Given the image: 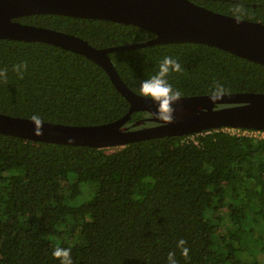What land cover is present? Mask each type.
I'll use <instances>...</instances> for the list:
<instances>
[{
    "label": "trees",
    "instance_id": "trees-1",
    "mask_svg": "<svg viewBox=\"0 0 264 264\" xmlns=\"http://www.w3.org/2000/svg\"><path fill=\"white\" fill-rule=\"evenodd\" d=\"M215 12L264 24V0H191ZM18 21L79 36L105 48L150 40L147 29L110 20L33 14ZM138 94L165 56L184 71L169 82L183 96L264 93V65L201 43L147 45L109 53ZM26 61L21 80L13 66ZM0 113L70 125L122 117L128 101L87 57L38 41L0 39ZM134 111L126 125H152ZM92 192L91 196L87 191ZM185 240L189 257L177 247ZM264 264V135L225 127L125 146L32 142L0 133V264Z\"/></svg>",
    "mask_w": 264,
    "mask_h": 264
},
{
    "label": "water",
    "instance_id": "water-1",
    "mask_svg": "<svg viewBox=\"0 0 264 264\" xmlns=\"http://www.w3.org/2000/svg\"><path fill=\"white\" fill-rule=\"evenodd\" d=\"M33 14L110 20L147 29L155 37L139 43L97 48L64 31L22 23ZM0 39L38 41L81 54L99 65L128 101L120 118L94 125H70L43 120V135H35L29 118L0 113V133L32 142L90 146H125L143 139L187 136L210 129L233 127L264 131V93L233 92L214 105L208 95L183 96L174 105L176 123L164 126L150 115L157 106L130 89L109 53L154 44L193 42L214 46L264 65V24L215 12L191 0H0ZM134 111L148 113L152 125H126ZM72 140V143H69Z\"/></svg>",
    "mask_w": 264,
    "mask_h": 264
},
{
    "label": "clouds",
    "instance_id": "clouds-1",
    "mask_svg": "<svg viewBox=\"0 0 264 264\" xmlns=\"http://www.w3.org/2000/svg\"><path fill=\"white\" fill-rule=\"evenodd\" d=\"M243 12L241 6L234 8V13L237 17ZM28 69L26 61L18 63L13 66V72L19 79L24 78V74ZM184 69L177 59L171 56H165L160 61L158 70L155 74L148 76L146 79L139 81L138 94L146 101H151L157 106L155 113L150 112L156 120L162 122L164 126H169L176 123V111L174 105L179 104L182 101L183 93L181 90L176 89L169 82V77L172 73H182ZM8 69H0V82L7 83ZM228 95V89L220 82H214L212 88L209 91L208 98L210 101L217 105ZM35 125V135H43V119L38 114H33L29 118ZM72 143V140H69ZM186 241L181 239L178 241L177 247L184 258L189 257V249L185 246ZM52 256L60 261V264H73L72 250L71 248H64L57 245ZM168 264H177L176 253L174 251L169 252L167 256Z\"/></svg>",
    "mask_w": 264,
    "mask_h": 264
},
{
    "label": "built area",
    "instance_id": "built-area-1",
    "mask_svg": "<svg viewBox=\"0 0 264 264\" xmlns=\"http://www.w3.org/2000/svg\"><path fill=\"white\" fill-rule=\"evenodd\" d=\"M230 133H234L237 135H253V136H263V130H255V129H246V128H233V127H225Z\"/></svg>",
    "mask_w": 264,
    "mask_h": 264
},
{
    "label": "rangeland",
    "instance_id": "rangeland-1",
    "mask_svg": "<svg viewBox=\"0 0 264 264\" xmlns=\"http://www.w3.org/2000/svg\"><path fill=\"white\" fill-rule=\"evenodd\" d=\"M91 194H92V192H91V193H89V190H88V191H87V195H88V196H91Z\"/></svg>",
    "mask_w": 264,
    "mask_h": 264
}]
</instances>
